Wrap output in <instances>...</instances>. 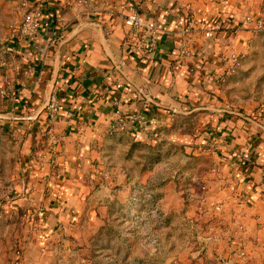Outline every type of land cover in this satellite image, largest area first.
<instances>
[{"label":"crops","instance_id":"1","mask_svg":"<svg viewBox=\"0 0 264 264\" xmlns=\"http://www.w3.org/2000/svg\"><path fill=\"white\" fill-rule=\"evenodd\" d=\"M27 1L42 4L40 27L32 41L12 30L0 39L5 48L0 50V124L20 139V171L30 173L35 129L47 122V102L57 96L60 113L50 121L53 133L65 139L64 153L58 162L44 161L38 168L41 174L52 172L49 183L59 197L44 202L54 209L51 222L76 227L83 218L101 225L105 215L97 216L89 206L91 179L106 191L98 199L103 203L130 196L129 186L119 190L97 180L100 168L110 165L103 158L106 145L114 139L142 141L161 120L169 124L181 114L207 110L205 123L216 121L215 132L190 138L184 148L194 155L193 143H200L201 154L212 162L210 179H170L155 197L169 218L159 239L158 264H236L240 248L254 264H264V116L241 113L223 96L235 85L227 82L249 55L253 35L262 32L241 21L247 14L264 19V0ZM133 10L158 28L154 53L147 46L149 34L142 40L141 30L132 38L124 24ZM190 15L204 29L212 28L209 36L202 30L181 33ZM183 45L186 57L179 55ZM134 112L144 115L143 122L109 130L118 115L128 118ZM54 170L64 172L60 181Z\"/></svg>","mask_w":264,"mask_h":264},{"label":"rangeland","instance_id":"2","mask_svg":"<svg viewBox=\"0 0 264 264\" xmlns=\"http://www.w3.org/2000/svg\"><path fill=\"white\" fill-rule=\"evenodd\" d=\"M24 1L27 0H0V39L8 37L10 30L18 32L26 10ZM3 49L0 45V50ZM249 51L227 82L235 85L226 88L223 96L241 113L264 116V33L253 35ZM208 112L194 110L179 115L169 124L161 120L142 141L114 139L115 143L106 145L103 158L110 165L108 169L100 168L97 180L111 187L115 183L114 188L119 190L129 186L130 196L127 201L116 197L103 203L98 199L106 191L91 179L88 183L93 187L94 201L89 206L97 216L105 215L103 223L89 225L82 218L76 227L65 228L51 222L49 213L54 209L44 203L59 199L48 179L53 174L38 171L44 161L58 162L64 153L65 139L53 133L54 124L46 113L47 122L35 129L36 145L32 144L35 169L26 174L19 166L20 139L16 134L6 133L0 124V264H158L162 258L157 254L159 239L165 235L169 218L160 213L155 197L170 179L180 177L202 183L210 179L207 173L212 162L201 154L200 143H193L197 149L194 155L184 148L189 147L190 138H198L204 131L215 132L216 121L212 125L205 123L202 113ZM54 171L55 180L60 181L65 175ZM201 191L207 194L205 186ZM57 205L60 208L59 202ZM68 213L73 215L71 210ZM199 256L200 253L191 258Z\"/></svg>","mask_w":264,"mask_h":264},{"label":"built area","instance_id":"3","mask_svg":"<svg viewBox=\"0 0 264 264\" xmlns=\"http://www.w3.org/2000/svg\"><path fill=\"white\" fill-rule=\"evenodd\" d=\"M78 2L85 3L86 0H78ZM23 6L26 7L25 12H23L22 19L18 25V33L26 40L32 41L40 27V19L42 14V4L40 2L30 3L28 1L23 2ZM124 24L127 26L130 36L133 38H138L141 36V30H144L142 36L140 37L144 40L145 34H149L150 38L147 42L149 53H154L157 47V31L158 28L154 22L145 21L136 10H133L128 14L124 19ZM254 24L253 31H262L264 33V19L259 17L255 20L252 19L250 14H247L243 17L241 21L242 26H249ZM214 30L219 29V25L213 27ZM200 30L204 31L205 36H209L211 29H204L203 24L198 22L192 15L187 18V24L181 30V33L184 35H189L191 33L199 32ZM180 57H186L189 55V51L186 45L179 51ZM237 55L232 54L231 60L233 63L237 62ZM4 93V91H2ZM60 105L58 98L55 94H52L49 97V100L46 105L47 115L51 120L56 119L60 113ZM144 120V115L140 113H131L128 118H124L122 115H118L115 118V123L110 126L109 130L114 131L117 127L125 125L126 122L130 124L141 123ZM260 179L264 183V170L261 171ZM155 241H152L154 244ZM155 249V247H154ZM236 264H254L247 255V252L240 248L237 252Z\"/></svg>","mask_w":264,"mask_h":264},{"label":"water","instance_id":"4","mask_svg":"<svg viewBox=\"0 0 264 264\" xmlns=\"http://www.w3.org/2000/svg\"><path fill=\"white\" fill-rule=\"evenodd\" d=\"M228 264H232V262H228Z\"/></svg>","mask_w":264,"mask_h":264}]
</instances>
